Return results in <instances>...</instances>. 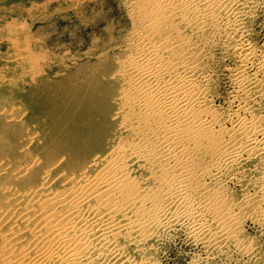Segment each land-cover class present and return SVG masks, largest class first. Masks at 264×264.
<instances>
[{
	"label": "bare ground",
	"instance_id": "1",
	"mask_svg": "<svg viewBox=\"0 0 264 264\" xmlns=\"http://www.w3.org/2000/svg\"><path fill=\"white\" fill-rule=\"evenodd\" d=\"M177 5L186 31L174 25L160 40L141 33L123 63L102 80L94 77L93 111L78 107L66 131L76 136L70 146L79 153L58 152L47 162L45 150L60 140H45L24 124L34 159L0 157V264H162L156 245L179 228L204 247L207 258L196 264H215L231 246L242 257H258L256 244L244 242L240 214L254 203L253 220L264 219V181L244 190L242 205L224 190L241 180L237 163L264 158V119L240 116L230 140L215 137L224 129L204 90L209 77L196 62L204 46L181 35L212 25L210 44L231 43L241 60L233 71L236 98L246 109L264 97V50L258 58L248 26L264 0H150L146 31ZM5 115L14 117L10 109ZM32 171L36 178L29 180ZM4 176L23 183L1 184Z\"/></svg>",
	"mask_w": 264,
	"mask_h": 264
},
{
	"label": "rangeland",
	"instance_id": "2",
	"mask_svg": "<svg viewBox=\"0 0 264 264\" xmlns=\"http://www.w3.org/2000/svg\"><path fill=\"white\" fill-rule=\"evenodd\" d=\"M136 1L139 0H0V157L6 154L11 161L18 158L21 162L34 159L36 151L28 141L29 135L21 129L24 124L39 130L41 138L45 140L54 136L60 140L56 148L45 150L47 162L58 152L70 156L79 153L76 146H70L74 138L77 139L76 136L73 135V138L66 131H70L73 126L70 118L76 115L78 107L82 109L84 104L86 109L93 111L92 102L95 99L89 96V91L95 89L94 77L102 80L120 62L123 63L130 49L138 43L141 33L145 38L152 35V39L160 40L166 30L167 33H174L176 25L184 27L186 31L185 18L177 13L180 6L177 5L173 6V11L170 9L172 13L169 10L170 14L164 20L157 21L158 26L152 24V28L147 29L148 33L144 25L147 18L150 19L146 17L149 15H146L145 6L150 0H144L146 3L140 0L138 4ZM262 8L255 11V17L248 21L252 42L259 51L258 58L264 54V6ZM211 28L212 25L203 31L193 27L191 32H184L181 36L185 35L183 39H188L192 45H202L206 50L197 55L196 62L198 67L201 62L199 70L209 77L204 90L207 95L209 93L210 107L219 125H223V134L216 132L215 137L218 140L220 137L230 140L229 134L240 116L256 122L259 117L264 119V97L249 100L246 109L240 108L233 71L241 65V60L236 54L230 53L231 43H221L219 46L209 43ZM254 71L252 69L250 73ZM85 96L88 101H84ZM9 109L13 111L14 120L5 115ZM55 113L57 115L53 116ZM20 114L23 116L21 120L17 119ZM66 134L70 139L65 137ZM7 137L10 144L5 147L2 139ZM210 156L207 154L203 157L211 159ZM246 156L247 159L248 154ZM70 164L66 167L69 168ZM237 164L241 180L228 182L224 193H227L231 203L242 205L248 197L244 195V190L252 189L264 181L261 175L264 158L257 154L243 164ZM34 172H31L29 180L36 178ZM3 178L1 184L5 182L16 187L23 183L21 179L15 181L13 176ZM247 207L244 206L240 214L242 234L245 243L248 242L250 246L256 244L258 257H242L231 246V256L222 257L215 264H264V219L253 220L256 216L254 203ZM160 242L155 251L162 264H196L199 259L207 258L204 247L196 243L184 228L162 237Z\"/></svg>",
	"mask_w": 264,
	"mask_h": 264
}]
</instances>
